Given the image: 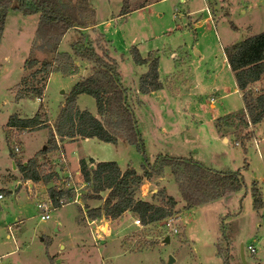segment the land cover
Masks as SVG:
<instances>
[{"label":"rangeland","instance_id":"rangeland-1","mask_svg":"<svg viewBox=\"0 0 264 264\" xmlns=\"http://www.w3.org/2000/svg\"><path fill=\"white\" fill-rule=\"evenodd\" d=\"M91 3L96 9V28H88L84 34L69 31L59 51L71 52V44L83 36L85 43L117 62L144 148L140 151L124 137L118 143L110 142L111 147L104 142L68 147L70 176L48 186L69 189L76 195L68 204L51 208L50 217L43 220L38 202L51 203L48 191L46 199L42 187L34 191L13 181L19 171L13 168L11 149L18 162L23 160L22 147L25 155H34L46 145L48 129L20 136L22 131L11 130L9 141L1 132L0 193L5 197L0 199V264H243L242 245L248 264H264V123L243 119L247 116L243 98L236 91L224 50L227 44L264 31V0H130L126 15H120L123 0ZM209 11L214 21L208 23L203 20ZM38 22L39 14L25 15L12 8L7 14L0 44V131H8L5 123L11 114L31 116L35 101L40 104L36 98L16 99L22 76L33 85L41 82L31 77L34 68H24ZM132 46L144 57L154 54L159 58L164 83L160 95L140 92V77L148 66L134 62ZM34 55L53 57L47 51H34ZM76 65L77 73L66 76L56 72L49 81L43 101L53 116L82 78V68L78 62ZM263 87L261 81L254 89ZM77 103L99 117L93 96L81 94ZM248 130L255 135L243 145L240 138ZM86 155L118 161L123 168L132 166L139 172L146 158L150 163L163 155L186 158L212 168L241 169L245 186L220 200L186 209L174 176L165 168L162 176L144 180L136 197L162 203L166 199L158 191L164 190V195L178 201L172 216L143 225L135 222L138 216L130 211L128 219L121 217L111 223L110 218H97L99 226L93 228L87 224L92 206L87 204L91 199L87 196L92 188L78 174L76 163L79 156ZM60 164L65 162L56 159L51 167ZM8 179L13 183H6ZM254 187L263 202L258 209ZM108 228L110 235L105 236ZM249 245L256 252H251Z\"/></svg>","mask_w":264,"mask_h":264},{"label":"trees","instance_id":"trees-1","mask_svg":"<svg viewBox=\"0 0 264 264\" xmlns=\"http://www.w3.org/2000/svg\"><path fill=\"white\" fill-rule=\"evenodd\" d=\"M130 0H123L120 15L129 13ZM21 11L25 15L39 14L36 39L32 51L25 61V69H33L31 77L41 81L39 85L29 82L24 76L18 85L16 98L24 97L40 99L37 112L32 117H20L11 114L6 123L8 131L6 138L11 139V130L35 131L49 128V138L43 149L39 150L24 164L20 162L19 169L22 179L50 184L61 178L57 168L51 167L53 161L48 155L60 148V142L77 138H97L101 141L116 143L119 137H124L129 143L137 145L140 151L144 145L138 131L137 121L127 101V89L120 81L117 62L108 53H99L84 42L83 36L71 44V52H60L59 46L66 33L72 29L82 31L96 25V9L91 0H0V44L2 42L7 14L10 9ZM83 33V32H81ZM84 34V33H83ZM225 55L234 73L237 86L242 92L246 115V123H264V87L254 89L255 84L264 81V31L251 35L244 40L225 46ZM34 51H47L53 54L51 59H40ZM131 55L135 63L147 64L148 70L140 77L139 90L149 94L163 88L159 71V58L154 54L144 57L137 46H132ZM77 58H83L94 63L92 73L81 78L66 95L60 110L51 121L43 96L46 82L53 72L69 76L77 73ZM81 94L95 98L99 117L86 109H80L77 99ZM109 117L111 120H104ZM248 117V118H247ZM252 130H248L240 138H254ZM11 155H15L11 149ZM45 161L41 162L40 158ZM47 165L49 168L47 169ZM92 165H94L92 167ZM165 168H169L178 185L184 208L189 209L214 200H219L242 190L245 179L242 170H218L200 162L186 158L159 156L154 163L148 159L142 164L139 172L132 166L122 169L118 162L99 161L91 159L80 160V173L87 185L92 188L88 198L103 199L101 206L89 208L88 216L97 219L105 216L110 219L119 218L124 212L131 211L143 225H149L172 216L178 204L172 195L162 194L166 202L155 203L136 197V189L153 177L162 176ZM107 191L105 197L102 192ZM72 190L50 186L48 196L53 208L61 207L75 197ZM253 195L256 208H261L263 202L254 187ZM219 254L226 260L225 255Z\"/></svg>","mask_w":264,"mask_h":264},{"label":"crops","instance_id":"crops-1","mask_svg":"<svg viewBox=\"0 0 264 264\" xmlns=\"http://www.w3.org/2000/svg\"><path fill=\"white\" fill-rule=\"evenodd\" d=\"M203 21H205V22H210V21H214V19H213V16H212V14L211 13H209V14H207V16L204 18V20ZM90 29H94V28H96V25H94V26H91V27H89ZM76 31V33H78L79 32V30H76V29H73V30H70V31ZM87 30H88V28H86V29H84V30H82V31H80V32H83V33H85V32H87ZM69 32V31H68ZM67 32V33H68ZM75 41V40H74ZM227 45H229V44H227ZM227 45H225V46H227ZM177 53H174V55H176ZM227 60V59H226ZM76 62H78V66H80L82 69H81V71L79 72L80 74L81 73H83V75H80L82 78L83 77H85V76H87L88 74H90V73H92V67H94V64H90V62L89 61H87V60H85V59H83V58H77V60H76ZM143 65H147V64H143ZM228 65H229V63H228ZM148 66V65H147ZM160 66V65H159ZM79 69V68H78ZM93 70H94V68H93ZM55 73L56 72H53V73H51L50 74V76H49V78H48V80H47V82H46V87H45V91H44V96H43V100H44V97L47 95V88H48V85H49V81H50V79H52V77L55 75ZM232 74L234 75V73H233V71H232ZM73 75V74H72ZM161 75V74H160ZM70 76V75H69ZM24 76H22L21 77V79L23 78ZM234 78H235V76H234ZM162 81V80H161ZM235 81H236V79H235ZM163 82V81H162ZM19 84V83H18ZM164 90V83H163V88L161 89V90H158V91H155V92H152V93H149L150 95H160L159 93L160 92H162ZM216 91H217V89H215ZM236 91H238L239 92V94L242 96V92H241V90L238 88V86H237V82H236ZM80 96V95H79ZM78 96V97H79ZM25 98H30V97H24V98H21V99H17V100H21V102H23V100L25 99ZM37 100H39L38 98H36ZM159 99H160V97H159ZM212 102H215V101H213L212 100ZM45 103V102H44ZM39 101L37 102V101H35V105H34V107H33V109H32V111H33V113L31 114V116H27V117H32L36 112H37V110H38V108H39ZM47 108H48V112H49V107L48 106H46ZM16 114H18V113H16ZM19 115V114H18ZM49 115H50V118H51V121H53L54 119H55V117L56 116H53L52 114H51V112H49ZM20 117H23V116H21V115H19ZM9 118V117H8ZM23 118H26V117H23ZM8 121V120H7ZM7 123V122H6ZM5 123V124H6ZM45 129H48V132H50V130H49V128H43V129H39V130H35V131H22L21 133H19L18 134V136H20L21 134L22 135H26V134H37V133H39L41 130H45ZM1 132L3 133V135H4V137H5V140H6V132H4L3 130L2 131H0V136H1ZM49 136V135H48ZM49 138V137H48ZM48 138L45 140L46 142L48 141ZM121 137H119V139H120ZM119 139H118V141H117V143L119 142ZM225 139V141L227 140L226 138H224ZM101 142H104L105 143V145L106 146H109V147H111L110 146V142H105V141H101V140H99V139H97V138H77V139H75V140H68V139H66L65 141H63V142H60V148L59 149H57V150H55V151H53V152H51L49 155H48V157H50V159L52 160V155H57L58 156V158H56V159H59V160H63L64 162H65V164H60V165H58V166H55V168H59L60 169V176H61V180H65V178H68L69 176H70V168H71V162H70V159L68 158V147H70L71 145H83V144H88V145H100V144H98V143H101ZM45 147V146H44ZM39 150H41V149H38L35 153H34V155L39 151ZM60 150V151H59ZM58 153H57V152ZM22 156H23V160H21V162H23L24 164H26L27 163V160L29 159V158H31V157H33L34 155H32V156H27V155H25V149L22 147V154H21ZM13 158H14V160L12 159L11 160V162H12V165H13V168L16 170V171H19V174L18 175H15V177H13L14 178V180L13 181H15V183H19V186H22L23 184H26L28 187H31V190H34V191H39V188L40 187H42L43 189L41 190V194H44L43 195V198H46L47 197V194H46V191H48V188L50 187V185L48 186V184H44V183H42V182H34V181H31V180H24V179H22V174H21V172H20V169H19V164H20V162H18L17 161V155H13L12 156ZM56 159H54V160H52L53 161V163L56 161ZM81 159H85L87 162H89L91 159H94L96 162H99V161H109L108 159H101L100 157H98V156H95V155H86V156H79L77 159H76V163L78 164V174L80 175L81 173H80V160ZM41 162H44L45 161V159H44V157H41V160H40ZM114 161V160H113ZM116 162H118V161H116ZM67 163V164H66ZM118 164H119V162H118ZM120 165V164H119ZM94 165H92V167H93ZM120 167L122 168V169H125V168H123L121 165H120ZM215 169H217V168H215ZM218 170H227V169H218ZM60 179H58V180H60ZM10 182H12L11 181V179H8V180H6V183H8V184H10ZM20 182H22V183H20ZM13 183V182H12ZM85 183V182H84ZM47 189V190H46ZM11 192V191H10ZM40 193V192H39ZM3 194V193H2ZM78 195H79V193H77ZM107 194V193H106ZM106 194H104L103 192L101 193V195L103 196V197H105L106 196ZM4 197H5V195L3 194V197L2 198H0V199H4ZM77 198H78V196H77ZM80 198V197H79ZM79 198H78V201H80L79 200ZM46 199H48V198H46ZM48 200H50V199H48ZM220 200V199H219ZM102 203H103V199H95V198H91V199H88V201H87V204L88 205H92L91 206V208H94V207H98V206H101L102 205ZM130 213V211H126V212H124L119 218H121V217H123V219H125V218H129V214ZM132 215V214H131ZM90 218V217H89ZM89 218H87V219H89ZM103 218H106L105 216H103ZM119 218H117V219H110V221H108L109 223H111L113 220H118ZM87 224L88 225H91V227H93V228H95V226H96V228L99 226L98 225V223L96 222V220L95 219H89L88 220V222H87ZM110 226H111V224H110ZM110 230L111 229H109L108 228V230H107V234H105V236H108V235H110ZM100 239V238H99ZM83 245H85V244H83ZM62 247H63V245H62Z\"/></svg>","mask_w":264,"mask_h":264},{"label":"built area","instance_id":"built-area-1","mask_svg":"<svg viewBox=\"0 0 264 264\" xmlns=\"http://www.w3.org/2000/svg\"><path fill=\"white\" fill-rule=\"evenodd\" d=\"M208 10H210V9H208ZM210 12V11H209ZM211 13V12H210ZM213 99V98H212ZM211 99V100H212ZM214 101V100H213ZM19 150V147H16V151H18ZM3 197V194L2 193H0V198H2ZM50 201V200H49ZM51 202V201H50ZM38 208L40 209V210H43V212H41V219H43V220H46V219H48L49 217H50V212H49V210L51 209V208H53V206H52V203H50V204H48L47 202H45V201H40V202H38ZM136 223H141L140 222V220L139 219H137L136 221H135ZM248 249L251 251V252H256V249H255V247H253L252 245H249L248 246Z\"/></svg>","mask_w":264,"mask_h":264},{"label":"water","instance_id":"water-1","mask_svg":"<svg viewBox=\"0 0 264 264\" xmlns=\"http://www.w3.org/2000/svg\"><path fill=\"white\" fill-rule=\"evenodd\" d=\"M57 170L60 171L59 168ZM166 241L167 242L169 241V237L166 238ZM241 259H242L243 264H248L247 259H246V254H245V248L243 245L241 247Z\"/></svg>","mask_w":264,"mask_h":264}]
</instances>
